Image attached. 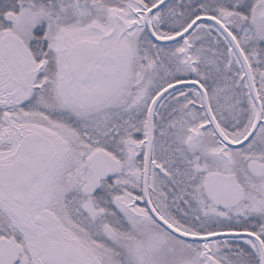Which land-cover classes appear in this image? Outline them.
I'll return each instance as SVG.
<instances>
[{
    "label": "snow or ice",
    "instance_id": "6c2138e0",
    "mask_svg": "<svg viewBox=\"0 0 264 264\" xmlns=\"http://www.w3.org/2000/svg\"><path fill=\"white\" fill-rule=\"evenodd\" d=\"M0 264H264V0H0Z\"/></svg>",
    "mask_w": 264,
    "mask_h": 264
}]
</instances>
